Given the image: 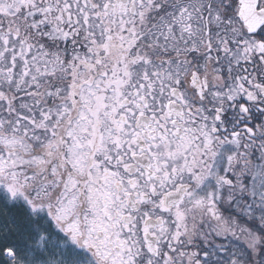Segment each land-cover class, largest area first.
Masks as SVG:
<instances>
[{
    "label": "snow or ice",
    "instance_id": "snow-or-ice-1",
    "mask_svg": "<svg viewBox=\"0 0 264 264\" xmlns=\"http://www.w3.org/2000/svg\"><path fill=\"white\" fill-rule=\"evenodd\" d=\"M0 264H264V0H0Z\"/></svg>",
    "mask_w": 264,
    "mask_h": 264
}]
</instances>
